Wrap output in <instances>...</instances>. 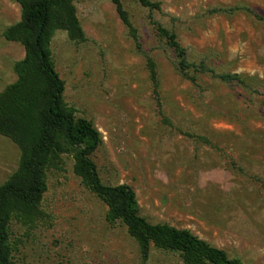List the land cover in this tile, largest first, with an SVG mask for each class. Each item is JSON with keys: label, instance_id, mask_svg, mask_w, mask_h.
I'll list each match as a JSON object with an SVG mask.
<instances>
[{"label": "rangeland", "instance_id": "1", "mask_svg": "<svg viewBox=\"0 0 264 264\" xmlns=\"http://www.w3.org/2000/svg\"><path fill=\"white\" fill-rule=\"evenodd\" d=\"M121 1L140 50L110 0H72L83 38L53 28L47 42L63 103L101 134L91 158L102 182L130 185L149 222L187 228L241 264H264V0H154L153 18L176 33L190 62L239 74L246 86L193 69L195 82L182 76L148 10ZM20 13L15 0H0V92L16 81L24 57L23 46L3 35ZM21 158L0 134V185ZM73 165L71 148L46 165L39 215L11 213L16 264H183L153 246L142 259Z\"/></svg>", "mask_w": 264, "mask_h": 264}, {"label": "trees", "instance_id": "2", "mask_svg": "<svg viewBox=\"0 0 264 264\" xmlns=\"http://www.w3.org/2000/svg\"><path fill=\"white\" fill-rule=\"evenodd\" d=\"M21 9L20 19L4 31L9 41L19 42L24 57L16 63L17 79L0 92V134L10 138L22 151L18 170L0 185V264H16L9 241L11 213L37 216L46 190L44 171L53 157L73 150L74 172L87 188L107 207L106 219L119 220L139 247L142 259L149 257L151 247L176 253L183 264H241L225 250L192 233L166 222L151 223L139 213L133 188L128 184L102 182L92 154L102 137L92 122L76 117L63 103L64 82L55 70L47 48L51 29L65 30L72 39H82L72 0H15ZM140 50L136 28L121 0H110ZM148 10V21L156 37L171 50L178 72L195 82L189 70L209 73L225 83L246 86L236 73H216L205 63H192L174 31L153 18L160 10L154 0H136ZM146 65L154 86L157 84L154 62L145 54Z\"/></svg>", "mask_w": 264, "mask_h": 264}]
</instances>
